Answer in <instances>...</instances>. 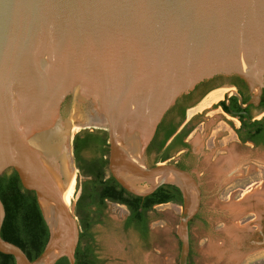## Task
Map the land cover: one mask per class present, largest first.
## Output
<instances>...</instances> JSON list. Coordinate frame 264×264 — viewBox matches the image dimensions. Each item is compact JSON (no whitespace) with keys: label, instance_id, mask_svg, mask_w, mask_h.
I'll return each mask as SVG.
<instances>
[{"label":"water","instance_id":"water-1","mask_svg":"<svg viewBox=\"0 0 264 264\" xmlns=\"http://www.w3.org/2000/svg\"><path fill=\"white\" fill-rule=\"evenodd\" d=\"M238 75L256 102L264 87V0H0V176L13 168L35 192L49 230L31 260L1 236L16 264H76L80 238L67 205L74 163L66 129L107 125L108 170L127 191L182 192L179 264H188L199 181L147 148L177 100L202 80ZM69 181H67V184ZM79 177H77V186Z\"/></svg>","mask_w":264,"mask_h":264},{"label":"rangeland","instance_id":"rangeland-1","mask_svg":"<svg viewBox=\"0 0 264 264\" xmlns=\"http://www.w3.org/2000/svg\"><path fill=\"white\" fill-rule=\"evenodd\" d=\"M217 91L188 113L196 122L202 121L196 128L195 139L209 136L208 147L201 154L197 152L195 139L192 144V170L197 173L207 167L208 171L204 175L197 173L202 202L190 222L188 264H264V153L250 144H240L236 135L239 123L217 107L221 100L208 103L223 89ZM66 130L72 141L70 147L80 131L106 136L109 141L107 125L100 128L78 125L75 129L68 126ZM70 153L73 155V150ZM214 155L218 158L213 163L205 162L203 157ZM156 161L162 162L154 155L150 166ZM74 164L79 185L75 177L76 191L68 206L76 215L81 232L76 209L91 178L82 173L76 160ZM106 173L109 175L108 169ZM218 178H225V182H217ZM182 208V204L174 201L156 205L149 212L150 233L145 238L132 226H125L127 207L108 200L102 222L91 228L96 264H179Z\"/></svg>","mask_w":264,"mask_h":264},{"label":"trees","instance_id":"trees-1","mask_svg":"<svg viewBox=\"0 0 264 264\" xmlns=\"http://www.w3.org/2000/svg\"><path fill=\"white\" fill-rule=\"evenodd\" d=\"M73 152L78 168L91 178L78 199L76 209L81 225L75 253L76 264L97 263L91 228L102 222L108 200L128 204L133 215L125 222V226H135L142 236H147V232L141 222L154 203L172 200L182 204L180 195L175 198L166 195L167 188L174 184H163L143 197L127 191L111 174L107 175L109 144L106 136L80 131L74 136ZM175 188L179 193L178 187ZM156 196H161L160 200ZM0 198L5 207L1 236L20 246L31 260L35 259L49 239V230L35 192L23 187L15 171L5 172L0 176ZM0 264H16V259L11 254L0 252ZM55 264H69V260L62 257Z\"/></svg>","mask_w":264,"mask_h":264},{"label":"flooded vegetation","instance_id":"flooded-vegetation-1","mask_svg":"<svg viewBox=\"0 0 264 264\" xmlns=\"http://www.w3.org/2000/svg\"><path fill=\"white\" fill-rule=\"evenodd\" d=\"M221 89H223L221 92L222 97L220 99L221 101L218 100L220 103L217 107H220L222 111L229 113L232 119L238 121V132L236 135L240 144H250L252 148L264 153V87L262 88L258 100L256 102H249L251 99V90L242 78L238 75H215L200 81L194 89L183 94L175 105L168 110L158 125L156 133L147 148V157L154 153L156 158L163 163L173 159V161H170L168 164H174L182 169L188 170L197 180V173L200 175L206 174L208 171L207 167H204L197 173L191 168V162L193 161L192 144L196 138V128L202 121L196 122L195 118L188 117V113L191 109L201 105L210 93ZM208 141L209 136L205 138L201 135L198 139H195L198 153L201 154L204 149L208 147ZM203 158H205V162L208 161L213 163L218 156L214 155L212 157ZM162 162L156 161L153 165ZM9 170L10 172L15 171L17 173L13 168ZM229 172H231V170H229ZM217 182L224 183L225 178H218ZM175 186H169L166 195L173 198L179 197L180 195V197L183 198L181 190L178 188V193ZM155 198L160 200L161 196H156ZM170 201L172 200L167 202ZM167 202L154 203L149 212L153 211L156 205ZM123 205L128 209V214L124 221L125 224L133 215V212L128 204ZM149 212L141 222L144 230L147 232V236H144L145 238H147L150 233ZM197 214L194 217H196ZM132 227L139 232L135 226Z\"/></svg>","mask_w":264,"mask_h":264},{"label":"bare ground","instance_id":"bare-ground-1","mask_svg":"<svg viewBox=\"0 0 264 264\" xmlns=\"http://www.w3.org/2000/svg\"><path fill=\"white\" fill-rule=\"evenodd\" d=\"M216 93H219V92L216 91ZM221 97H222L221 94H219V95L218 94L217 95L215 94V95L212 96V99L208 103L213 104V103L217 102L218 100H220ZM206 101H208V100H206ZM205 105H206V103H205ZM69 124L71 125V129H75V128H77L78 125H81L80 123H77V122H70ZM61 157H62L64 166H65V170H66V185H65V188H66V192H67V196H68V200H67V205H68L71 202V198H72L73 194L76 191V180H77L78 174H77V171H76V166H75V164L73 162H71L72 171H70V168L68 167L69 162H68V159H67L64 151H63ZM75 177H76V180H75ZM67 181H69L68 184H67Z\"/></svg>","mask_w":264,"mask_h":264}]
</instances>
